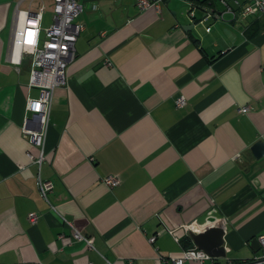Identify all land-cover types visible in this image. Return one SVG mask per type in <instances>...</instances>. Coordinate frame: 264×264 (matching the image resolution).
<instances>
[{"label":"crops","instance_id":"crops-1","mask_svg":"<svg viewBox=\"0 0 264 264\" xmlns=\"http://www.w3.org/2000/svg\"><path fill=\"white\" fill-rule=\"evenodd\" d=\"M37 1L0 0V264H170L215 224L225 257L185 264H249L264 236V157L250 151L264 144V15L233 19L218 0H166L159 13L78 0L83 31L38 166L22 128L39 90L27 58L9 61L15 14ZM38 179L52 182L47 202Z\"/></svg>","mask_w":264,"mask_h":264},{"label":"built area","instance_id":"built-area-1","mask_svg":"<svg viewBox=\"0 0 264 264\" xmlns=\"http://www.w3.org/2000/svg\"><path fill=\"white\" fill-rule=\"evenodd\" d=\"M166 0H135L138 9L144 11L154 9L159 13L161 5ZM224 12L237 16V11L242 18L247 16L264 15V0H218ZM83 11L78 0H52L51 23L42 27L44 6L40 5L36 12L29 11L15 14L12 30V42L14 54L9 59L10 63L18 64L24 59L30 62L28 88H37L38 97L32 102V117L30 125L22 128L28 142L39 150L34 158L27 154L29 160L40 166L45 160L44 145L48 127L49 113L53 100L54 90L65 84L66 70L75 58L74 44L83 31V26L74 22L75 18ZM188 17L194 19L190 10ZM222 19L221 15L216 16ZM264 69V66H263ZM175 107L180 109L185 106V99L180 97L175 100ZM248 108L238 109L239 113H246ZM108 190L116 188L119 184L114 177L108 176L102 180ZM53 188L49 180L38 179L37 189L40 197L47 202V195ZM30 224L36 223V216L29 215ZM64 224L70 229L72 239L83 242L87 249L93 250L90 241L80 234L71 223L63 219ZM187 231V230H186ZM156 237L149 238L150 244L155 243ZM261 244V252L255 256L249 264H264V236L258 238ZM211 260L205 253L196 249L188 248L181 252L178 258H170V264H185L187 262H204ZM213 264V263H212Z\"/></svg>","mask_w":264,"mask_h":264},{"label":"water","instance_id":"water-1","mask_svg":"<svg viewBox=\"0 0 264 264\" xmlns=\"http://www.w3.org/2000/svg\"><path fill=\"white\" fill-rule=\"evenodd\" d=\"M192 25L194 26V24ZM193 26H189V29H191ZM250 151L256 159H260L261 157H264V144L258 141L250 148ZM223 236L224 230L221 227H218L216 224L209 226V228L202 233L189 234L194 248L202 251L211 259L225 257ZM250 244L252 247L257 245L258 250L262 248L257 238L253 239Z\"/></svg>","mask_w":264,"mask_h":264},{"label":"rangeland","instance_id":"rangeland-1","mask_svg":"<svg viewBox=\"0 0 264 264\" xmlns=\"http://www.w3.org/2000/svg\"><path fill=\"white\" fill-rule=\"evenodd\" d=\"M43 3L45 7L44 11V18L42 22V27H47L51 23V16H52V5L50 4V0H38L37 3Z\"/></svg>","mask_w":264,"mask_h":264}]
</instances>
